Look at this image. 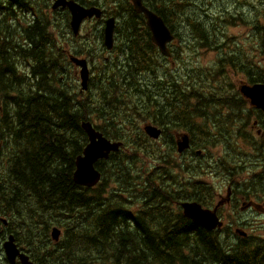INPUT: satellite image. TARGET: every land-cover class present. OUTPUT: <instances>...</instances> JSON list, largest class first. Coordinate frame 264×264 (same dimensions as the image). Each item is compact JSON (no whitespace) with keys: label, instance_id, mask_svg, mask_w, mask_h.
Listing matches in <instances>:
<instances>
[{"label":"trees","instance_id":"obj_1","mask_svg":"<svg viewBox=\"0 0 264 264\" xmlns=\"http://www.w3.org/2000/svg\"><path fill=\"white\" fill-rule=\"evenodd\" d=\"M13 1L17 0H10V3L14 4ZM105 2L109 14L117 18L122 9L133 12L129 6H120L119 0ZM95 3L97 0H92L91 4ZM113 5L115 8L110 7ZM3 17L0 14V218L18 220L21 232L15 233L21 245H36V230L41 227L49 230L53 217L57 220L52 226L60 227L64 219L78 213L82 226L79 232L70 225L65 226V238L59 252V260L70 264H264V240L254 233L245 232L242 226L231 227L223 220L222 226L207 231L186 218L181 205L178 213H174L170 208L172 200L181 204L192 199L205 205V199L201 193L192 196L186 193L183 197L181 193H174L175 189L166 185L173 179L167 177L168 171L157 174V170H152L153 174L143 180L138 179L139 185H129L139 175L133 173L130 163L142 162L147 149L143 141L122 138V128H128L124 122L117 126L121 130L117 140L98 128L123 146L109 157L113 164L104 160L96 165L102 173L97 187L86 189L74 182L77 158L88 145L84 123L92 121L95 115L124 116L119 111L129 112L136 106L134 101L132 107L127 106L133 92L136 100L142 103L146 101L137 96L143 99L155 98V95L167 98L163 83L153 81L151 91L140 83L136 88L131 84L126 95L119 97L121 103L110 101L104 106L101 102L104 97L109 99L111 92L116 90L114 85H106L104 78L131 65L129 73L134 69L142 73L150 62L152 67L166 63L144 52L152 43L150 31H140V40L135 30H121L123 43L118 54L124 56V60L117 65L103 55L106 52L103 26L92 29L90 37H86L89 40L82 45H74L68 51L67 47L72 44L60 40L74 37L67 30L62 29L60 36H55L48 31V23L43 22L40 26L38 21L8 38L2 32ZM204 32L201 27L196 28L195 37L206 38ZM60 44L66 46L60 47ZM69 52L102 62L105 70L95 75L97 78L89 79L88 90H82L78 83ZM16 61L23 67V72L17 71ZM170 78L176 79L174 76ZM259 81L264 82V76L259 75ZM192 84L197 91L195 81ZM213 87L212 83L202 82V97L206 92L213 94ZM99 89L102 98L92 92ZM179 94L188 96L187 88ZM177 100L165 102L159 108L169 109L172 115ZM185 112V117L180 114L178 118L181 121L175 122L184 124L195 134H201L203 116L194 96L188 99ZM158 126L161 127L160 124ZM124 142L135 145L137 152L126 153ZM198 142H192L193 151L197 149ZM174 146V142L165 143L158 150L160 159L172 175L176 174L175 169L184 167L178 158L182 153L175 151ZM202 166L203 162H199L197 166L188 165L187 169L196 173ZM103 168H106V175ZM191 183L187 179L178 181V185L191 186ZM130 187L134 190L131 197L114 200L119 192ZM242 202L248 204L246 201H234L239 213L243 210ZM135 203L140 205L137 214L120 213V207L127 209L129 204ZM88 205L87 218L85 211ZM252 207L244 208L248 212ZM150 214L163 217H148ZM35 252L38 251L33 247L32 253Z\"/></svg>","mask_w":264,"mask_h":264},{"label":"rangeland","instance_id":"obj_2","mask_svg":"<svg viewBox=\"0 0 264 264\" xmlns=\"http://www.w3.org/2000/svg\"><path fill=\"white\" fill-rule=\"evenodd\" d=\"M213 3L210 5V15L209 20L205 22V18L202 19L204 21V34L206 38H209L208 44H200L194 40H191L195 37V34L191 30H180V36L177 40V43H183L181 45L183 49V55L175 57L172 61H168L167 63H160L154 67H152V63L150 62L147 70L145 72L140 73L135 69L129 73V69L132 67H127L121 70L120 72L114 73V75L108 76L104 78V83L106 85H114L116 87L115 91H112L110 94V98H102L100 95V89L98 91L92 90L93 93L97 94L101 99V102L104 106L109 104L110 101H119V97H124L126 95L127 88L132 84L133 88L140 83L141 86H145V89H149L150 91L153 89L151 83L153 81L162 82L163 86L166 88L167 98H162L156 96H150L148 99L137 97L141 101L145 100L146 102L142 103L136 100V94L133 92V98L127 102V106L132 107V101H134V108L129 112H122L124 116L122 117H114V116H93L92 123L97 125V127L103 131H106L107 136H111L115 140L119 139V135L121 130L117 127L120 122H124L128 128H122V138L126 141H143L142 144L146 145V149L144 151V155L142 156L143 161L138 164L130 163V167L133 168V173L139 174L137 176L136 181L133 183H129V185H139L138 179H142L153 174L152 170H157V174L169 172L167 177H172L173 179L166 182L168 187L174 188V193H181L183 197L186 193H189L191 196L194 194L201 193V196L205 199V205L190 199L189 204L201 205L205 208H213L217 202L220 200H226L227 195V185L228 183L222 185L220 187V181H226L230 177V173L226 168H219L215 164L216 158L211 156V153L205 156V162H203L202 168L196 172H190L186 168L175 169L176 174L172 175L170 170L167 168L165 162L160 159L158 155L159 147L165 145V141L153 139L148 136L144 131V126L151 121L155 125V121H165L168 119L167 116L171 117L166 122V124L171 120H179V116L181 114V109H183V113L186 115L184 108L187 105L188 99L195 95V92H191L193 90L194 76H199L203 83H212L213 94L205 93L202 97L198 99L202 103V105H210L214 102L223 103L226 101L228 97H234L236 100H241L243 96L237 90L240 84L239 81H245L246 83H253V81L259 80V74L261 71H264V50L259 51V43L260 37L254 34V30L258 27L259 23H262L264 20V8H261V4H263L264 0H249L252 8H248V6L243 2V0H212ZM106 3V2H105ZM104 3V4H105ZM202 7L205 8L208 5V2H202ZM256 7V9H253ZM46 18L52 22V20L58 18V15H53L49 11L46 12ZM32 15H29L31 18ZM53 23V22H52ZM92 27V22H87L81 27V34H84ZM62 25L54 26L50 30V33H53L55 36L61 34ZM217 34L216 43L224 42L223 44L216 46V44L210 40ZM199 38V37H198ZM202 39V38H199ZM228 44H230L228 46ZM75 44L69 45L67 50L70 51ZM61 46H66L64 44H60ZM122 47V45L117 41L116 46L111 51H106L103 53L104 56L112 59L113 62L117 65H120L124 56H120L118 54V48ZM228 46V47H227ZM146 54H151L150 46L144 50ZM225 57H233L231 60H226ZM19 61L14 62V66L19 73L23 72L24 69L21 64H17ZM90 67V76L91 78H97L95 75L99 73L102 74L105 70L102 62L100 60H89ZM69 68V66H66ZM80 70H76L74 74L78 76ZM236 72L238 75H235ZM227 74L230 77L228 78L227 83H223L221 77L218 75ZM235 75V76H234ZM89 76V79H90ZM170 76H174L176 79L170 78ZM79 78V76H78ZM80 84V79L79 82ZM103 84V82H101ZM238 84V85H237ZM188 96H181L179 93L181 90H186ZM103 89H105L103 87ZM88 90V89H87ZM153 94V93H152ZM134 99V100H133ZM172 99H179L175 102L174 106V114L170 115L169 109L159 108L164 105L165 102H169ZM208 102H204V100ZM130 104V105H128ZM163 110V112L161 111ZM221 107L218 109V113L215 114L214 118L221 117L220 114ZM192 113L195 111L192 110ZM157 113H160L158 115ZM101 117V118H97ZM185 117V116H184ZM131 144V142L129 143ZM128 143L124 142V148L126 153L134 154L137 152V147L131 146ZM168 145V143H167ZM262 150V148H260ZM179 158V157H178ZM192 158V157H191ZM194 158V157H193ZM180 159V158H179ZM111 164L113 161L107 160ZM263 164H261L262 166ZM226 167H229L226 164ZM104 173L106 175V168H103ZM217 173L220 181L217 184H213L210 180V175H214ZM189 180L191 186L189 185H178V181L180 180ZM197 182L199 185H194ZM111 184V183H110ZM130 189V188H129ZM115 191V190H114ZM134 190L132 191V193ZM132 193L127 196L131 197ZM264 194V190L261 192ZM114 200H122L117 197ZM230 202H225L223 206L220 207V214L224 212V208L228 207ZM180 204H178L177 200H172L171 210L174 213H178L177 209ZM133 206L140 207L139 203L129 204L127 209H131ZM163 217V215H160ZM159 215L150 214L148 217H160ZM174 214L172 215V217ZM250 217L246 221V227L242 226L245 232L254 233L256 236L261 237L264 240V206L260 208V210H256V212L250 216H245V218ZM9 222V228L13 231L20 233L21 230L18 226L19 222L17 219L4 217ZM57 217H53L51 219V227L54 222H56ZM1 223V218H0ZM70 225L73 229H76L79 232L82 224L78 218V213L75 216H71L62 221L60 225L61 236L58 242L54 241L51 236L52 228L47 230L45 227H41L36 230V245L33 247H37V255H46L49 256L52 253L53 247L60 248L62 239L65 233V226ZM19 243V242H18ZM21 247H25L19 243ZM26 248V247H25ZM40 256L42 259H44ZM5 255H1L0 250V264H8L4 261ZM52 262V260H48ZM47 264V263H42Z\"/></svg>","mask_w":264,"mask_h":264},{"label":"flooded vegetation","instance_id":"obj_3","mask_svg":"<svg viewBox=\"0 0 264 264\" xmlns=\"http://www.w3.org/2000/svg\"><path fill=\"white\" fill-rule=\"evenodd\" d=\"M56 1L57 0H17L13 1L15 3L12 4L10 3V0H0V14L4 15L3 19L5 20L4 24H2V32L7 34L8 38H11L13 34L21 33V28L27 25H35L39 21L40 26H42L41 23L43 22L48 23L49 32L52 28H54V26L62 25V29L67 30L68 34L72 33L70 26V11L67 7L54 8ZM67 1H74L86 8L95 7L101 11L102 16L100 19H88L83 22L82 26L87 22H92L91 28H102L103 26L104 31L106 21L108 19H114V40L116 44L117 41H119L120 44L123 43L121 34L122 29L130 28L135 30L140 40H142V37H140V31H150L146 17L142 13L135 11L133 0H119L120 6H129L134 13L126 9H122L118 14V18L115 15L109 14V10L106 8L107 3H105V0H97V3L93 5L91 4L92 0ZM202 2H208V5L203 8L201 5ZM243 2L248 6V8H252L249 0H243ZM141 3L151 13L156 15L163 22L164 26L174 34L175 39L172 42H168L164 50L157 47L153 44V42L150 44L151 56L155 59H162V61L165 62L164 59H173L183 55L184 48L182 47L181 49V45L183 43H177L180 36V30H191L195 34V29L201 27L205 31L204 23L209 20V13L211 11L210 5L213 1L141 0ZM260 4V9L264 8V5H262V3ZM110 7L115 8L114 5ZM253 9H256V7ZM47 11L53 15H58L60 21H57L58 18L52 20L53 23L48 20L45 15ZM12 15H16V17L14 18ZM29 15H32L31 18ZM134 15H136L135 18ZM20 18L23 20H18ZM203 18H205V22L202 21ZM37 31L39 32V30ZM89 34L90 33H86L85 35L77 38H60V40L63 41V43L67 42L69 44L82 45V43L89 40V38H86L90 37ZM254 34L260 37L259 51L264 50V20L262 23H259L258 27L254 30ZM216 36L217 34L211 37L210 40L213 41L216 46H218L217 43L219 45L223 44L224 42L219 41L216 43ZM149 37L152 38V33H150ZM194 39H196L195 41L200 44H208L209 42L208 37L202 39L194 37L191 40ZM229 45L230 44H228V46ZM71 54L72 53L69 52V55ZM232 58L233 57H225L227 61ZM235 75H238V73L236 72ZM259 75L264 76V71H261ZM218 76L221 77L223 83H227L228 78L230 77L227 74ZM194 81L197 85V92L194 95V101L203 116L201 134L191 132V130L186 128L184 124H178L174 120H171L166 124V122L170 120L169 118H171L169 116H167L168 119L165 121H155V125L151 121L150 123H147V125H152L160 129L162 131V136L159 140L163 139V141L167 143L174 142L175 151H177V143L185 136L189 137L191 148L179 156L180 161L186 169L188 165L197 166L199 162H205V156L211 153V156L216 158L215 164L219 168H226L229 171L230 177L226 181H220L217 173L210 175V180L213 184H217L220 181L219 185L222 187V185L228 183V197L226 200L222 199L217 202L213 208L207 209L215 210L219 219L221 221H227L231 227H246V221L250 219V217L245 218V216H250L251 214L249 213H255L257 209L260 210V208L264 206V194L261 193L264 190V112L254 106L249 99L244 97L241 100H236L231 96L228 97L226 101H223V103L214 102L210 105H202L198 99L202 96V80L199 76H194ZM238 84H240V86L239 88L237 87V90L240 92L242 84L255 86L258 84H264V82H260L258 80L253 81V83H246L242 80L239 81ZM220 107L221 117L214 118ZM158 124H160L161 127L158 126ZM147 125H145L144 128ZM193 141H199L195 151H193ZM206 142H210L211 144H206ZM260 148H262V150ZM226 164L229 167H226ZM261 164L263 165L261 166ZM194 185L199 184L195 182ZM132 191L133 187H130V189L125 191H121L117 194V198L124 199L129 196ZM235 200L246 201L248 203L245 204L242 202L243 210L241 213L238 212L236 204H234ZM225 202H230V204L228 207L224 208V212L221 215L220 207L223 206ZM246 206L253 207L247 212V209L244 208ZM138 209L139 208H137V206H133L131 209H126L122 206L120 207V213L122 215L123 213L134 215L137 214ZM85 212H87V209ZM55 227L59 228L58 225H54L51 228ZM11 236L14 237L20 254L28 257L29 264H42L44 262L47 264H70L69 261L59 260L61 247H53L52 253L49 256L37 255L36 252L32 253L33 246L31 245H24L26 248L21 247L18 243L15 231L9 228V222L4 221L3 223L1 220L0 250L1 255H5L4 261L8 264L12 263H10L6 258L4 244ZM34 249L37 250V247H34ZM48 260H52V262H49ZM13 264H23L20 256L16 258V261Z\"/></svg>","mask_w":264,"mask_h":264},{"label":"water","instance_id":"obj_4","mask_svg":"<svg viewBox=\"0 0 264 264\" xmlns=\"http://www.w3.org/2000/svg\"><path fill=\"white\" fill-rule=\"evenodd\" d=\"M135 11L142 13L146 19L148 27L152 33V41L164 50L166 44L173 39V36L168 28H166L163 22L153 13H151L147 8H145L141 0H133ZM59 6L67 7L71 14V28L75 35H78L81 24L86 20L93 18L94 16L99 18L101 12L98 8L91 7L86 8L81 6L74 1L67 0H57L54 8ZM115 29L114 19H110L106 22L104 44L107 49H112L113 47V35ZM73 62L82 68L80 74L82 78V87L87 88L88 81V69L86 60H79L76 58L72 59ZM241 93L250 98L253 105L261 108L264 111V84L255 85L253 87L242 86ZM84 131L89 137V143L83 151V154L77 158L76 161V171L74 172V182L77 185L84 187H93L97 185L101 179V173L96 169L95 165L99 160L108 159L112 152L119 150L121 143H116L108 140L102 134L96 132L92 124L89 122L84 123ZM148 135L153 138H159L161 131L153 127H148L146 129ZM189 146L188 139L185 138L183 142L179 143V151L182 152ZM182 207L184 209L185 216L190 218V220L198 227L204 228L207 231H213L217 227L222 226L219 222L216 214L204 210L200 205L183 203ZM61 231L58 228L52 230V238L55 241H59ZM246 236V234H245ZM4 250L6 257L10 263H14L16 258L20 256L23 264H29L28 257L26 255L20 254V251L15 243L14 237L11 236L10 239L5 242Z\"/></svg>","mask_w":264,"mask_h":264},{"label":"bare ground","instance_id":"obj_5","mask_svg":"<svg viewBox=\"0 0 264 264\" xmlns=\"http://www.w3.org/2000/svg\"><path fill=\"white\" fill-rule=\"evenodd\" d=\"M184 110H185V108H184ZM181 114L183 115V116H185V114L183 113V109H181ZM87 218L89 217V205L87 206V212H86V215H85Z\"/></svg>","mask_w":264,"mask_h":264}]
</instances>
